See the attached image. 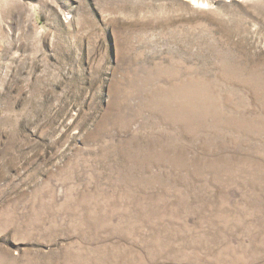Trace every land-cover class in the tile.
I'll return each instance as SVG.
<instances>
[{
	"label": "rangeland",
	"instance_id": "rangeland-1",
	"mask_svg": "<svg viewBox=\"0 0 264 264\" xmlns=\"http://www.w3.org/2000/svg\"><path fill=\"white\" fill-rule=\"evenodd\" d=\"M0 264H264V0H0Z\"/></svg>",
	"mask_w": 264,
	"mask_h": 264
},
{
	"label": "bare ground",
	"instance_id": "bare-ground-1",
	"mask_svg": "<svg viewBox=\"0 0 264 264\" xmlns=\"http://www.w3.org/2000/svg\"><path fill=\"white\" fill-rule=\"evenodd\" d=\"M198 4H201V2H198ZM201 5H204V3H203V4H201Z\"/></svg>",
	"mask_w": 264,
	"mask_h": 264
}]
</instances>
